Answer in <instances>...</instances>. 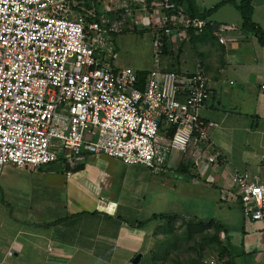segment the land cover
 <instances>
[{
	"label": "built area",
	"instance_id": "2783aa9c",
	"mask_svg": "<svg viewBox=\"0 0 264 264\" xmlns=\"http://www.w3.org/2000/svg\"><path fill=\"white\" fill-rule=\"evenodd\" d=\"M77 5L0 0V175L9 165L39 169L87 155L156 174L166 171L174 153L191 151L196 168L216 164L221 153L210 130L217 123L201 116L212 95L206 72L150 70L140 76L112 63L103 49L105 20L90 18ZM139 12L134 24L155 29L156 56L165 43L206 25L174 0H145ZM232 184L244 217L264 225V180L235 171Z\"/></svg>",
	"mask_w": 264,
	"mask_h": 264
},
{
	"label": "crops",
	"instance_id": "0c3cea01",
	"mask_svg": "<svg viewBox=\"0 0 264 264\" xmlns=\"http://www.w3.org/2000/svg\"><path fill=\"white\" fill-rule=\"evenodd\" d=\"M195 1L198 9L203 11L220 0ZM252 19L264 30V0H253ZM208 21L216 23L218 28L215 27L212 32L209 27L202 29L208 32L202 42L213 48L215 55L203 59L202 66L212 82V95L202 108L201 116L203 120L217 123L210 130V142L221 153L220 162L196 168L192 153L188 151L185 155L174 153L168 165H183L192 170V174L201 179V183L197 184L206 191H216L218 203L231 208L236 199L232 184L235 171H249L264 180V42L259 41V34L242 28L243 18L233 3L221 6ZM224 25L233 29L220 32L219 27ZM220 37L224 38V43L220 42ZM184 38H188V34ZM179 39L175 38L174 41ZM181 156H184L182 161ZM110 159L104 155H87L77 160L81 161V165L78 162H59L60 170L66 173L62 181L54 173L46 174L43 187L37 184L33 186L38 188L34 191L38 196H24L21 201L12 198L15 207L9 217L20 228H4L11 233V240L8 245H0V264H112L114 245H105V250L109 247L108 253L100 252L99 245H81L73 242L75 236L61 235V232H67L68 225L73 226L75 220L81 218L89 221L91 215L77 216V213L94 210L107 212V209L114 208L115 195L110 185L112 170L108 167ZM24 170L37 173L42 168ZM57 188L66 193L61 214H58L55 197L49 200L48 196H43V191L48 193ZM44 201L50 203L45 204ZM238 204L243 229L237 238L228 232L229 223L224 220L231 218V213L225 212L221 221L208 219L220 225L229 236L231 252L227 264H264V225L246 219L242 205ZM52 208L54 210L50 211ZM59 219H62L59 223L50 225Z\"/></svg>",
	"mask_w": 264,
	"mask_h": 264
},
{
	"label": "rangeland",
	"instance_id": "374dc122",
	"mask_svg": "<svg viewBox=\"0 0 264 264\" xmlns=\"http://www.w3.org/2000/svg\"><path fill=\"white\" fill-rule=\"evenodd\" d=\"M77 2V10L90 18L101 17L105 20L102 29L108 40L103 49L112 63L131 66L141 76L150 70H174L186 76L197 69L204 70L203 59L215 55L213 48L202 42L208 32L191 28L187 31L188 38L165 43L156 56L155 29L145 24H134L145 0ZM205 27L212 32L211 24ZM220 158L217 162H220ZM109 161L114 208L107 209V212L94 210L97 214L90 216L88 222L81 218L75 220L73 226L68 225L67 232H61L62 236H75L73 242L81 245H99L100 252L108 253L109 247L105 250V245H114L112 264H134L138 253L142 257L137 264H209L210 260L216 264L228 263L231 252L229 236L220 225L208 219L221 221L225 212L231 213V218L224 220L229 223L228 232L237 238L243 229V220L236 196L231 208L219 204L218 193L211 189L204 190L203 186L197 184L201 183L198 175L192 174V170L183 165L174 167L170 164L165 172L156 174L143 165H128L115 158ZM73 162L81 165V161ZM24 169L9 165L0 175V245L10 244L11 233L5 231V227L14 230L20 228L9 217L15 207L11 199L21 201L24 196H38V193H34L38 188L33 186L37 184L43 187L46 174L54 173L61 181L66 175L60 170L59 162L45 165L42 170H36L37 173ZM43 192V196H48L49 200L55 197L58 214H61L62 204L66 201L65 190L57 188ZM5 201L9 204H5ZM185 213L203 219L200 221ZM122 227L125 229L122 230Z\"/></svg>",
	"mask_w": 264,
	"mask_h": 264
},
{
	"label": "trees",
	"instance_id": "16d2710c",
	"mask_svg": "<svg viewBox=\"0 0 264 264\" xmlns=\"http://www.w3.org/2000/svg\"><path fill=\"white\" fill-rule=\"evenodd\" d=\"M151 0H147V2H150ZM178 5H183L184 8L187 10L189 15L192 18H198L201 20L206 21V25L211 24L209 21L207 22V19L215 12L217 11L221 6L227 3H233L236 8L240 11L241 16L243 18V24L242 28L246 31H251L259 34V41L264 42V30L261 29V27L255 23L252 19V14H253V0H240L239 2H235L234 0H220L219 2L215 3L213 6L200 11L197 7L196 1L195 0H174ZM212 25V30L215 29L216 23L211 24ZM139 72V71H138ZM141 76V73H139ZM97 214V211L93 212H86V211H81L77 213V216H82V215H94ZM62 219H59L58 221L53 222L54 225L57 224L61 221ZM49 225V224H48ZM49 225V226H50Z\"/></svg>",
	"mask_w": 264,
	"mask_h": 264
},
{
	"label": "water",
	"instance_id": "95a60500",
	"mask_svg": "<svg viewBox=\"0 0 264 264\" xmlns=\"http://www.w3.org/2000/svg\"><path fill=\"white\" fill-rule=\"evenodd\" d=\"M217 28H218V25H216V29H217ZM141 257H142V254H141V253H138V254L136 255V257L134 258L133 263H134V264L139 263Z\"/></svg>",
	"mask_w": 264,
	"mask_h": 264
}]
</instances>
